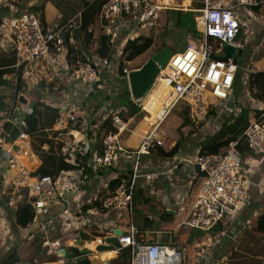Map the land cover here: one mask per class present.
<instances>
[{"label":"built area","instance_id":"obj_1","mask_svg":"<svg viewBox=\"0 0 264 264\" xmlns=\"http://www.w3.org/2000/svg\"><path fill=\"white\" fill-rule=\"evenodd\" d=\"M13 3L15 0H3L1 4L0 0L1 7L9 10L0 18V33L3 32L11 42L17 57L15 67L30 69L42 61L52 64L55 56H68L67 47L70 46L74 49V56L70 55L75 57L70 77L74 87L80 89L84 96L96 90L106 91L107 83L118 88L120 76L116 73V52L111 49L116 47L122 28L130 27L136 31L155 29L161 12L165 10L195 12L194 22L199 30V38L188 43L184 51L174 52L150 91L144 98L135 101L147 115L148 124V130L135 148L130 149L123 142V138H127L132 131L129 122L120 115L105 116L103 121L109 123L110 129L102 138L101 153L93 155L90 163L78 166V153L84 151L87 155L84 150L88 146L85 135L87 123L82 119L81 128L76 130L78 111L57 107L58 116L50 131L66 137L62 142L61 156L66 163L78 167L61 170L52 176L40 175L23 162L31 155L27 146L29 135L21 131L15 140L6 141L4 125L19 128L27 125L23 117L12 114L21 108L14 106L2 113L0 118V153L6 155L8 167L1 201L5 208H15L24 198L34 210L59 202L67 206L88 183L89 170L95 174L97 169L118 164L121 157L130 156L132 173L129 179L121 182L95 205L79 208L80 218L76 219L82 225L77 231L91 239L97 236L96 232L104 233L99 237L101 244V240L112 235L113 230L105 225L92 228L90 218L102 212L125 211L128 215L127 232L119 237L121 248L112 251L115 256H119L121 250L128 249L127 264H183V253L179 247L149 240L145 237L148 229L134 225V194L139 163L143 156H149L163 147L159 131L175 109H185L188 118L199 125L206 120L209 108L228 101L238 68L232 59L224 61L216 56L221 54L225 45L237 47V35L247 33L241 27L255 19L254 11L264 6V0H107L99 11L97 22L112 47L106 57H93L90 60L79 55L74 48V34L79 26L80 14L71 19L60 15L54 21L47 22L35 11L13 9L16 6ZM194 4L199 7H193ZM211 42L218 47L213 49ZM126 45L127 42L122 47L124 50ZM127 73L128 70L124 69L122 77L126 79ZM245 76L240 79L243 87ZM255 107V117L245 125L240 136L228 142L222 152L181 155L168 165V172L182 164L194 167L201 175L191 211L182 221V226L208 233L220 224L231 221L244 207L250 182L243 170L240 145L245 143L252 154L264 156V101ZM55 140L60 142L57 138ZM42 150L48 149L44 147ZM144 218L152 221L151 216ZM7 226V218L0 212V247L5 243ZM220 236L224 237V233H220ZM70 239L66 236L58 240L45 239L42 246L49 254L58 256L57 252Z\"/></svg>","mask_w":264,"mask_h":264},{"label":"crops","instance_id":"obj_2","mask_svg":"<svg viewBox=\"0 0 264 264\" xmlns=\"http://www.w3.org/2000/svg\"><path fill=\"white\" fill-rule=\"evenodd\" d=\"M2 1L3 0H1V4ZM4 11L5 9H0V18L6 14ZM7 11L9 10L7 9ZM165 11L162 12L163 14L160 16V20L164 26H167L168 24L166 25L165 19L168 11ZM171 11L176 12L179 10ZM180 12L185 13L188 11ZM254 13L255 19L248 25H245L243 29V31L247 32L246 34L243 33L245 43L237 42L238 48L243 49V46L246 45L249 50L247 53L248 55H246L247 62L244 64L245 67L243 66L247 72L240 75L238 81L239 87L234 89L233 86L232 95L229 97L228 101L219 102L216 107L209 108L206 120L199 125L188 118L185 109L177 108L176 113H173L174 110L165 120L159 131L163 147L147 156L149 158L146 160L142 159L143 162L141 163L140 161L139 163L134 203L135 200H137L139 206L141 203V206L145 208L148 207V203H150L157 211V217H153L152 221H148L149 224L146 227L148 230L147 232L145 231V237L153 241L159 240L167 244L172 243L179 247L181 251H186V262L184 261L183 264H188V259L198 260L201 256L203 258L207 257L212 261L214 260L216 264H227L230 256L227 252H229V249H232V245L241 242L239 239L246 238L247 240H245L244 243L253 245L255 241L253 239L254 237H257V235L264 236V232L257 229L258 219L264 216V156L252 154L245 143L240 145V157L243 170L250 182L246 203L231 221L220 224L208 233L200 231L208 235L207 241L203 237L198 238V240L192 239L191 232L193 229L181 225L182 221L188 217L191 211L192 203L201 181V175L194 167L188 165L184 166L182 164L172 172H168L167 170L169 167L168 165L174 161V158L185 155L187 151L195 155L196 153H200L203 147L220 141V136H218L219 133L222 129H226L227 126L231 125L235 119L240 116L241 112H247L248 122L255 117L257 111L255 105H257L260 100L255 98L258 88L254 86L250 89L249 81L251 74L264 72V6L255 9ZM78 14H80V12L74 14L73 17ZM60 15L61 13L57 12L55 15L56 17L53 16L49 19L44 16V19L47 22H52ZM70 16L66 15L65 19L73 18ZM142 31L144 30L136 31L130 27L121 29L115 43L116 47L111 49L112 46L110 44V49L116 52V65H118V63H123L126 66H130L132 63L146 56L145 62L150 52L154 51L156 47L154 33L151 32L149 33L150 35H148V33H142ZM162 32L163 30L161 33ZM88 33L91 34V38L86 39L85 34L80 36V40L75 38L76 44L74 48L79 52V55L91 59L98 56L97 51L100 47V37L103 36L102 29L97 20L88 29ZM133 39L137 40V43L128 52H125L122 48L123 45ZM193 41H196V39H188L186 47L188 43ZM160 47L161 46H159V48ZM69 48L71 47H67L68 51ZM16 62L17 57L12 50L11 42L3 32L0 33V77L13 85V90L9 91L0 79V118L2 113L10 111L12 107L16 106L17 108L20 107L21 110H14L12 112L13 116L23 117L27 122L24 128L9 124L4 125L3 128L6 132V141L11 142L15 140L21 131L29 135L27 146L31 155L28 159H23V162L27 167L36 172L42 164V160L37 155V151L39 150L43 154L52 153L55 155L57 154V145L66 140L65 136L60 137L58 133H53L50 129H47V125L50 124V122H46L43 117L45 107L49 106L56 110L59 107L75 109L78 111L76 130L81 128L82 119L87 123L85 135L88 140V146L84 149L87 151V155L85 157V162H81L86 164L90 163L93 155L101 153L102 138L104 133L108 131L107 129H110L109 123L103 121L105 116L120 115L125 118V109H123L121 113L116 114L113 111H109L108 103L102 106L100 104H94L93 102L89 103L88 100L98 90L91 95L84 96L80 89L77 90L74 87L70 77L71 66L67 60V56L63 57L57 55L54 57L52 64H47L45 61H42L40 64L30 69L24 67L17 69L15 67ZM144 62H142L140 66ZM242 76L243 78L245 76L246 79L244 87L241 86L240 79ZM123 79L124 77L122 76L118 78V89H120L118 83ZM112 89L114 90L115 88L107 83L106 91H104L105 93L103 95H107V98H110L108 95H112ZM28 94L29 96H34L37 101L36 107L33 110H36L35 114L33 112L30 114L21 113L22 106L28 103ZM117 94V92H114V96ZM21 96L25 104L19 101ZM98 98L99 97H97V99ZM31 115H33L32 120L30 119L27 121V117ZM144 115L146 117L145 121L141 120L138 125H136L138 122H135V118H127L130 127H132V131L130 135H127V138H123V142L125 143L124 145L128 146L130 149L138 146L140 139L148 130L147 115L145 113ZM57 116L58 111L56 113V118ZM141 124L144 125L139 126ZM101 131L102 136L98 140L97 136H99V132ZM40 133L45 134L47 139L51 141L53 145L52 150H50L49 144L45 143L40 145V142L45 139V135L39 136ZM162 136L166 137L169 143L163 141ZM229 137L230 135H227L224 139ZM55 138L59 139L60 142L55 140ZM44 147L48 150H42ZM175 147H178V149L173 157H166L160 153L161 151L169 153ZM223 150L224 148L221 152ZM129 169L132 170V158L130 156H125L119 159L118 164H113L102 169L99 168L96 170L95 174L89 170L90 179L88 183L67 206L59 202L49 204L40 210H34L26 203L24 198L15 208L7 209L2 205L1 201L6 188L8 167L6 155L0 153V212L8 221L6 240L4 245L0 247V262L15 252L21 261H25L27 264H61L62 261H60V259L54 258L56 255L49 254L43 248V241L45 239L58 240L65 236L70 239L73 234L72 239L75 238L74 240H77V235L79 233L77 230L78 227L82 225L81 221L77 220L78 217L80 218V216H78L79 208L95 205L97 202L106 198L111 193V187L109 186L110 182L119 177L122 179L121 182L129 179L132 173L131 170L128 172ZM139 179L143 180V182L139 183ZM141 190L148 191L151 198H140ZM90 221L93 223L91 227L94 229H97L101 225H105L107 229H120L124 233L127 232V217L125 211L102 212L99 216L90 218ZM142 223L141 227L143 228ZM85 229L88 230V228ZM181 230L186 231H184L185 233L180 238V243H182L184 247H180L179 241H176V236ZM220 233H224V237H221ZM229 234L233 236L234 242L227 241ZM101 235L104 236V233L101 234L100 232V234H97V236L95 235V238L91 239V241L80 246L90 249L88 246L91 244V250H93V248L100 245L99 237ZM247 237L252 239L249 240L250 238L248 239ZM72 239H70L69 242L72 241ZM66 243H68V241L65 242V244ZM206 244H210L211 248L206 247ZM200 245L201 252L195 249ZM76 247H78V245ZM251 249V247H246V249L242 248L241 251L254 254V252H250ZM210 252L212 254H210ZM214 254H216L217 260L214 258ZM103 256L108 257L106 259H112L113 264H127L128 262L119 259V256H115L112 251L108 252V254L103 253L100 258H98L100 260L105 259Z\"/></svg>","mask_w":264,"mask_h":264},{"label":"rangeland","instance_id":"obj_3","mask_svg":"<svg viewBox=\"0 0 264 264\" xmlns=\"http://www.w3.org/2000/svg\"><path fill=\"white\" fill-rule=\"evenodd\" d=\"M52 1L53 0H44L45 5L43 8V13H44V16H46L49 19H51L53 16H55L57 14V12H59V10L54 5H52ZM55 1H57V0H55ZM65 1H70L71 4L70 3L69 4L74 5V3L82 4L84 1L85 2H91L92 0H65ZM17 2H18V0H15V3H17ZM41 2H43V0H20V4L21 3L23 4L21 10L29 9L30 7L35 6ZM13 6H14V3H13ZM193 7L197 8V7H199V5L194 4ZM0 9H3V8H1V5H0ZM13 9L18 10V8L16 6H14ZM59 13L62 14L63 12L60 11ZM162 14L163 13L161 12V15ZM65 15L70 16V11L67 10V13ZM169 15L171 17H170V22L168 23L167 26H164L162 24L161 20H159L158 26L155 29H150V30L145 29L144 31H142V33H148V35H150L149 33H151V32L154 33L155 42H156L155 49L159 48V46L165 45L168 48H170L176 52H182V51H184V49L186 47V42L188 40V38H187L188 30H194V31H196L197 35H199L198 27L196 26V23L194 22L195 12H185V13L181 12L180 14L170 12ZM177 21L180 22L179 27H177L175 25V22H177ZM241 29H244V27H241ZM162 30H163V32L161 33ZM198 38H199V36H198ZM236 41L240 42V43H245L244 35L243 34L237 35ZM248 51H249L248 46H246V45L243 46L241 56H240L239 60L236 62V65H237V68H238V71L240 74H244L245 72H247V70H245V68H243V66L245 67L244 64L247 62V60H246L247 56L246 55H248L247 54ZM151 53H153V51L150 52V54ZM145 58H146V56L142 57L140 60H138V61L132 63L130 66H128V68L130 70H133L136 66H140V64L142 62H144ZM0 79L3 81V84H5V86L8 88L9 91L13 90V85H11L10 82H7L6 80L2 79V77H0ZM118 84L120 85V89H118V88H115L114 90L112 89L111 90L112 95H110V94L108 95L110 98H107V95H103L105 93L103 90H98L88 100V102L89 103L93 102L94 104H97V105L100 104L101 106L105 103H108L109 104V111L110 112L113 111L116 114L121 113L123 109H126V107H128L129 101L132 102L133 105L137 106V104L132 101V98L130 96L129 87L127 84V79L124 78ZM114 92H117L118 94L114 96ZM97 97H99V98L97 99ZM27 100H28V103L26 105L22 106V112H21L22 114H30L31 112H33L34 108L36 107L37 101L34 98V96H29V94H28ZM176 112H177V109H175V111L173 113H176ZM127 118H128V116L126 114L124 119L127 120ZM138 120L139 119L135 120L136 123L138 122L136 125H138L140 122ZM143 121H145V119ZM132 125H133V123H132ZM136 125H134V126H136ZM143 125L144 124H141L139 126H143ZM131 130H132V127H131ZM223 130L224 129H222V131ZM127 135H129V133ZM101 136H102V131L99 132V136H97V139L99 140ZM162 139H163V141H166L167 143H169L166 137L162 136ZM190 143H191V141H190ZM185 155H192V154L190 151H187ZM147 158H149V157H147V156L142 157L143 160H146ZM142 162L143 161L141 160V163ZM130 170L131 169H129L128 172ZM131 172H132V170H131ZM138 181H139V183L143 182V180H141V179H139ZM140 198L150 199L151 196L148 194V191L141 190L140 191ZM138 206H139L138 201L135 200L134 216H133L134 225L141 227V223H142L145 216H151L152 219H153V217L154 218L157 217V211L155 210V207L152 204L148 203V207H146V208L141 206V203H140L141 207L140 206L138 207ZM127 216L128 215L126 213V217ZM184 231L185 230H181L176 236V241H179L180 245L179 244L178 245L180 247H184V245H182V243H180L181 242L180 238L186 232V231L185 232ZM97 234H100V232H97ZM191 235H192V239H194V240H198V238L203 237L207 241V237H208V235L203 234L199 230H194V229L192 230ZM247 238L249 239L250 237H247ZM251 239L252 238H250L249 240H251ZM253 239L255 240L253 245L244 243V241L247 240L246 238L239 239L241 241L239 244L232 245V249H229V252H227V254L230 255L228 258L229 260L227 261V264H264V236L257 235V237H254ZM227 241L234 242L235 240L233 239V236L229 234ZM79 243L81 244V242H79ZM205 246L208 248H211L210 244L209 245L206 244ZM246 247H251L252 249L250 252H254V254L241 251L242 248L246 249ZM195 249H197L199 252H201V245ZM182 253H183L184 261H185L186 256H187V252L182 251ZM210 254H212V253L210 252ZM51 257H54V256H51ZM216 257H217L216 254H214V258L217 260ZM187 263L188 264H216V262L214 260L212 261L211 259H208L207 257L203 258L202 256L200 258H198V260L197 259H195V260L194 259L193 260L188 259Z\"/></svg>","mask_w":264,"mask_h":264},{"label":"trees","instance_id":"obj_4","mask_svg":"<svg viewBox=\"0 0 264 264\" xmlns=\"http://www.w3.org/2000/svg\"><path fill=\"white\" fill-rule=\"evenodd\" d=\"M106 1L107 0H92L91 2H85L84 1L82 4L74 3V5H70L71 4L70 1H65V0L55 1V0H53L52 5H54L59 10V12L60 11L63 12L61 14L63 18H66L65 14L67 13V10L70 11V15H71L70 17H73L74 14L80 12L79 27L76 30L77 32H75V34H74L75 38L80 40V36L83 34L86 35V39L91 38V34L88 33V29L97 20L99 11ZM14 4L15 5L17 4L19 11L22 9L23 4L22 3L20 4V0H18V2L14 3ZM44 5H45V3L43 0V2H41L35 6L30 7L28 10L29 11H35V12L39 13L41 18L44 19V13H43ZM4 12L6 14L9 13V11H7V9H5ZM165 12H167L166 19H165L166 25H167L169 23L170 17H171L169 14H170V12H174V11L166 10ZM174 13L180 14L181 12L176 11ZM160 16H161V14H160ZM175 25L177 27H179L180 22L179 21L175 22ZM188 39H193V40L197 39L196 31L188 30ZM99 43H100V45H99L100 47L98 48V51H97L98 52L97 57L104 58L108 55L107 53L110 49V43H109V40L105 36L100 37ZM136 43H137V40H134V39L129 40L127 42L126 47H125V52H128ZM211 45H212L213 49H216L218 47V45L216 43H213V42H211ZM157 50H158V48L154 49L153 53H151L149 55V57L151 55H153L154 53H156ZM73 53H74L73 48L72 47L69 48V54L67 56V60L69 61L70 66L73 65V62L75 60L74 59L75 57H73L74 56ZM70 54H72L73 56H71ZM86 59L90 60V58H88V57ZM115 66H116V73L120 76H124V74H123L124 69L130 70L128 68V66H126L123 63H118V65H115ZM139 67L136 66L134 69H137ZM240 75L241 74L238 72L237 76H236L235 84H234V89H237V87H239L238 81H239ZM249 83H250V89L253 88L254 86L258 88L257 89L258 91L255 95V98L257 100H260L259 102H263L264 101V72L251 74ZM124 112L127 114L129 119L135 118V119H139L138 121H141V120H144L146 118L144 113L141 111L140 107L138 105L137 106L133 105V103L130 101L128 103V107H126ZM33 113L35 114L36 110L33 111ZM56 113H57V110L55 108H51L49 106L45 107L43 117H44L46 122H50V124L47 125V129H51V127L54 123V120L56 118ZM33 115L28 116L27 121L30 119L32 120ZM247 122H248L247 121V112L243 111V112H241L240 116L237 119H235V121L231 125L227 126V128H226L227 131H226V129H224L223 131H221L219 133L218 136H220L221 140L218 141L217 143L209 144V145L203 147L200 151V154H203V153L217 154V153L221 152V150L226 147V145L228 144V142L230 140L235 139L242 134L243 128L247 124ZM44 135L45 134H43V133L39 134V136H44ZM227 135H230V137L224 139ZM45 143L49 144L50 150H52L53 145H52L51 141L47 139L46 135H45V139L40 142V145L45 144ZM177 149H178V147H175L169 153H164L162 151L160 153L166 157H173L176 154ZM61 150H62V143H59L57 145V150H56L57 154H55V155L52 153L43 154L38 150L37 155L39 156V158H41L42 164L36 170V173L40 174V175L52 176L61 170H73V169H77L78 166L84 165L80 159L77 160L78 166L77 165H70V164L66 163L64 161V158L61 156ZM239 150H240V148H239ZM121 180H122L121 177H119V178L115 179L114 181L110 182L109 186L111 187V190H113L116 186H118L121 183ZM144 203H145V201H144ZM142 224H143V228H146L149 224L148 220H146V218H144ZM257 229L259 231L264 232V216L260 217L258 219ZM119 259H123L125 261H128L129 250L128 249L121 250L119 253Z\"/></svg>","mask_w":264,"mask_h":264},{"label":"water","instance_id":"obj_5","mask_svg":"<svg viewBox=\"0 0 264 264\" xmlns=\"http://www.w3.org/2000/svg\"><path fill=\"white\" fill-rule=\"evenodd\" d=\"M242 53L241 48L232 46H223L221 54L216 57L219 60L232 59L235 63L239 60ZM174 54V51L165 45H162L156 53L151 55L139 68L128 71L127 84L129 87V93L132 101H137L142 98L152 88L158 74L166 66L169 58ZM21 96L19 101L25 104V101ZM82 162H85V153L81 151L77 155ZM123 235V231L120 229H114L112 235L105 237L101 240V244L96 246L93 250L81 247L83 244L91 241L87 235L83 232L78 233V239L66 243L57 252L58 256L54 255V258L60 259L61 264H113L112 259H102L100 256L103 253H108L121 248L119 244V237ZM81 242V244L79 243ZM78 245V247H76ZM81 245V246H80ZM80 247V248H79ZM99 257V258H98ZM99 259V260H98ZM0 264H27L25 261L17 256V253L13 252Z\"/></svg>","mask_w":264,"mask_h":264},{"label":"bare ground","instance_id":"obj_6","mask_svg":"<svg viewBox=\"0 0 264 264\" xmlns=\"http://www.w3.org/2000/svg\"><path fill=\"white\" fill-rule=\"evenodd\" d=\"M157 2H160V0H156ZM90 249L92 248L91 247V244L88 246ZM94 249V248H93ZM108 254V253H107ZM104 257V256H103ZM105 259L108 258V257H104Z\"/></svg>","mask_w":264,"mask_h":264},{"label":"clouds","instance_id":"obj_7","mask_svg":"<svg viewBox=\"0 0 264 264\" xmlns=\"http://www.w3.org/2000/svg\"><path fill=\"white\" fill-rule=\"evenodd\" d=\"M2 8V7H1ZM3 9H7V8H3ZM236 64V63H235ZM130 71V70H129ZM78 158V157H77ZM78 159H80V158H78Z\"/></svg>","mask_w":264,"mask_h":264}]
</instances>
